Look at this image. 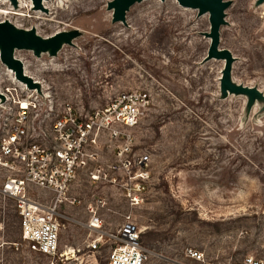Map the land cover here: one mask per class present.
Instances as JSON below:
<instances>
[{"label": "rangeland", "instance_id": "obj_1", "mask_svg": "<svg viewBox=\"0 0 264 264\" xmlns=\"http://www.w3.org/2000/svg\"><path fill=\"white\" fill-rule=\"evenodd\" d=\"M3 1L0 22L44 39L61 34L54 50H14L34 95L49 94L57 104L89 111L122 91L147 94L144 116L123 131L133 149L150 159L140 204L130 209L116 190L93 186L80 174L60 206L68 217L60 231L63 256L53 260L7 247L4 264H106L108 248L96 263L83 254L96 235L86 227V207L98 198L106 203L98 214L111 223L110 231L131 213L141 244L151 251L148 264H232L247 254L264 256V0H223L218 48L233 57L227 86L225 60L207 58L208 11L177 0H139L120 20L110 7L113 0H47L40 8L29 0ZM2 65L0 127L6 106L1 90L18 85ZM112 157L103 141L102 161ZM3 177L0 171V182ZM32 193L49 196L39 188ZM0 222L1 236L16 241L14 202L1 196ZM188 249L201 259L190 257Z\"/></svg>", "mask_w": 264, "mask_h": 264}, {"label": "built area", "instance_id": "obj_2", "mask_svg": "<svg viewBox=\"0 0 264 264\" xmlns=\"http://www.w3.org/2000/svg\"><path fill=\"white\" fill-rule=\"evenodd\" d=\"M17 84L1 90L6 106L1 111L0 171L4 177L0 196L14 202L19 238L8 242L0 234V264L5 262L7 247L53 260L63 256L60 231L68 217L60 206L69 201L70 188L80 174L93 186L116 190L130 209L143 200L150 178L149 155L134 150L132 137L123 131L144 116L149 103L145 92L122 91L103 107L84 111L70 102L57 104L49 94L34 95L27 83ZM103 141L111 146L110 161L101 159ZM34 188L48 191V198L32 197ZM105 204L98 198L86 207V227L96 235L83 254L96 263L102 249L108 248L106 264H148L151 251L141 244L131 213L124 214L122 223L110 231L111 223L98 214ZM1 229L0 222V233ZM187 251L190 257L201 259L196 250ZM232 264H264V256L247 254Z\"/></svg>", "mask_w": 264, "mask_h": 264}, {"label": "water", "instance_id": "obj_3", "mask_svg": "<svg viewBox=\"0 0 264 264\" xmlns=\"http://www.w3.org/2000/svg\"><path fill=\"white\" fill-rule=\"evenodd\" d=\"M139 0H113L110 7L113 8L116 19L124 18V10ZM36 7L40 6L41 0H33ZM177 2L186 7L198 8L200 13L209 12L210 31L207 33L210 40L207 58L225 59L222 71V83L228 85L227 76L230 72L233 57L226 48H218L219 43V25L223 23V9L227 3L223 0H177ZM61 34H55L49 39H43L33 31L24 32L14 30L8 22H0V62L7 64L15 69V76L18 79L26 81L28 86L31 80L23 74V63L20 59L13 56L16 48L34 49L36 52L54 50L57 47L58 38Z\"/></svg>", "mask_w": 264, "mask_h": 264}, {"label": "bare ground", "instance_id": "obj_4", "mask_svg": "<svg viewBox=\"0 0 264 264\" xmlns=\"http://www.w3.org/2000/svg\"><path fill=\"white\" fill-rule=\"evenodd\" d=\"M1 1V0H0ZM6 0H4L3 2H5ZM9 1H11V4L12 5H15V4H20L22 1L21 0H9ZM47 0H41V2H40V6H38L37 8H40L41 6H44L45 5V2H46ZM2 2V3H3ZM16 2V3H15ZM1 3V2H0ZM24 4V3H23ZM29 4L32 6V7H36L35 5H34V2H33V0H29ZM22 5V4H21ZM12 9H14V7H12ZM1 13L2 14H6V13H8V14H10V13H12V12H10V11H1ZM3 22H7V21H3ZM14 28V27H13ZM14 30H15V28H14ZM44 39V38H43ZM28 49V48H27ZM30 50V49H29ZM13 56H14V54H13ZM15 57V56H14ZM225 60V59H224ZM4 66H5V68H6V71H7V73H8V75L11 77V80L12 81H14L15 83H18V82H20V81H22V83L23 84H25L26 83V81H24V80H21V79H18L16 76H15V69L13 68V67H11V66H9V65H7V64H3ZM2 65V66H3ZM23 74L24 75H26L27 76V74H26V72H25V70H24V68H23ZM14 76V77H13ZM28 77V76H27ZM29 78V77H28ZM35 83V82H34ZM4 98V96L3 95H1V99H3Z\"/></svg>", "mask_w": 264, "mask_h": 264}]
</instances>
